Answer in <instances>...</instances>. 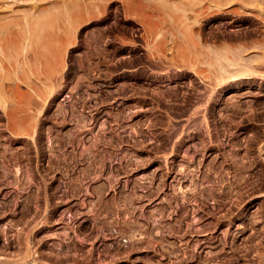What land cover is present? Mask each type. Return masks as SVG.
<instances>
[{"label": "rangeland", "instance_id": "obj_1", "mask_svg": "<svg viewBox=\"0 0 264 264\" xmlns=\"http://www.w3.org/2000/svg\"><path fill=\"white\" fill-rule=\"evenodd\" d=\"M122 1L0 37V264H264L260 1Z\"/></svg>", "mask_w": 264, "mask_h": 264}, {"label": "bare ground", "instance_id": "obj_2", "mask_svg": "<svg viewBox=\"0 0 264 264\" xmlns=\"http://www.w3.org/2000/svg\"><path fill=\"white\" fill-rule=\"evenodd\" d=\"M106 1L107 2L110 1L109 2L110 5L116 3L115 0H0L2 7L0 9V37L5 34L8 26L9 27L11 26L9 29L14 28V26L12 27V25H15L14 23H16V21L19 22V24L22 23L20 25L21 27L23 26L22 28L24 29L25 32H26L25 29H27L29 30V32L33 33L30 30V25L32 23H34L35 25L34 24L33 25L36 26L37 22L39 23V21L42 22L41 20H44L43 23L45 24L48 21V24H52V25L55 24L56 26H59L62 24V22H64L67 19L69 12L71 13V12L81 11L84 9H92L94 6L97 7L96 5L100 6L103 3L105 4ZM125 1L126 2H124L123 0L122 1L123 3L121 4L125 5L126 7L128 6V8L132 10H141L143 12L144 11L148 12L149 10L152 12V15L155 19L160 18L159 12H161V10H164L167 7L178 8L179 6H181V0H129L128 2L127 0ZM259 1H260V4L258 5L260 6L259 34L261 35V38L259 39L261 44L259 47L260 58L258 60L259 63L257 64L259 69L261 70L262 75L264 76V0H258V2ZM182 6L184 7L185 5L182 4ZM43 15H45V17ZM147 17L148 15L146 16V18ZM33 21H37V22H33ZM29 32L27 33L30 34ZM30 38H33V36L32 37L30 36Z\"/></svg>", "mask_w": 264, "mask_h": 264}]
</instances>
